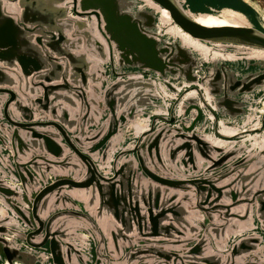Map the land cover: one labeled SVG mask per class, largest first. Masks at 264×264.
<instances>
[{
  "label": "water",
  "instance_id": "obj_1",
  "mask_svg": "<svg viewBox=\"0 0 264 264\" xmlns=\"http://www.w3.org/2000/svg\"><path fill=\"white\" fill-rule=\"evenodd\" d=\"M232 8L0 0V264H264V29L194 15Z\"/></svg>",
  "mask_w": 264,
  "mask_h": 264
},
{
  "label": "bare ground",
  "instance_id": "obj_2",
  "mask_svg": "<svg viewBox=\"0 0 264 264\" xmlns=\"http://www.w3.org/2000/svg\"><path fill=\"white\" fill-rule=\"evenodd\" d=\"M247 5V7L250 9L248 14H243L238 12V8H232L231 10L229 9H224L222 11H216L215 13H208V14H199L196 13L194 14L196 19L205 24V25H224V24H254L262 29H264V10H262L259 5L254 3L251 0H239ZM150 5H152L151 2H149ZM233 7V6H232ZM162 17L164 22H169L170 21V15L166 9L162 10ZM166 34H168V38L172 39L178 37V35H182L183 42L186 45L191 46L193 50H198L203 56H208L210 51L213 50V55L218 56L220 54H223L220 51L221 49H215L214 47L208 46L204 43H201L200 41L190 37L187 33H184L179 27L172 25L171 28H169ZM223 50V49H222ZM230 49H224V51H227ZM237 51V53H241L243 55H248L249 56H255V57H261L264 56V51L263 50H258L256 48H249L246 46H237L236 49H231V51ZM224 57H234L235 54L234 52H225ZM224 55V54H223ZM264 107V98L262 100V105H261V110ZM4 264H9L5 262ZM17 264V263H15Z\"/></svg>",
  "mask_w": 264,
  "mask_h": 264
},
{
  "label": "crops",
  "instance_id": "obj_3",
  "mask_svg": "<svg viewBox=\"0 0 264 264\" xmlns=\"http://www.w3.org/2000/svg\"><path fill=\"white\" fill-rule=\"evenodd\" d=\"M184 1H186L188 6L195 11H199V10L205 11L213 8H220L223 6H233L245 12H249L250 10L245 3L239 0H184ZM229 129H230L229 127L222 124L220 131L224 133H228L230 131ZM141 130H143V128L140 127V129H138V132H140Z\"/></svg>",
  "mask_w": 264,
  "mask_h": 264
},
{
  "label": "rangeland",
  "instance_id": "obj_4",
  "mask_svg": "<svg viewBox=\"0 0 264 264\" xmlns=\"http://www.w3.org/2000/svg\"><path fill=\"white\" fill-rule=\"evenodd\" d=\"M254 3H256L257 5H259V7L264 10V0H251ZM167 25V27L169 26L167 23H165ZM239 57V56H238Z\"/></svg>",
  "mask_w": 264,
  "mask_h": 264
}]
</instances>
